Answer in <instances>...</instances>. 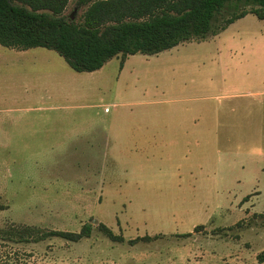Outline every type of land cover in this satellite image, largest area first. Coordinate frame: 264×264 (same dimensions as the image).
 Masks as SVG:
<instances>
[{
  "label": "rangeland",
  "instance_id": "obj_1",
  "mask_svg": "<svg viewBox=\"0 0 264 264\" xmlns=\"http://www.w3.org/2000/svg\"><path fill=\"white\" fill-rule=\"evenodd\" d=\"M27 52L0 58V228L92 230L22 264H264V21L91 73Z\"/></svg>",
  "mask_w": 264,
  "mask_h": 264
},
{
  "label": "trees",
  "instance_id": "obj_2",
  "mask_svg": "<svg viewBox=\"0 0 264 264\" xmlns=\"http://www.w3.org/2000/svg\"><path fill=\"white\" fill-rule=\"evenodd\" d=\"M70 1L0 0V46L52 50L74 72L91 73L117 56L122 68L130 55H156L182 43L205 41L247 15L264 21V0H76L85 8L78 22L63 14ZM98 229L123 242L105 225ZM91 230L89 223L78 233L8 223L0 228V247L5 248L1 264H22L31 257L18 247L51 238L75 243L89 238ZM150 240L144 236L133 243ZM258 260L264 261V251Z\"/></svg>",
  "mask_w": 264,
  "mask_h": 264
},
{
  "label": "crops",
  "instance_id": "obj_3",
  "mask_svg": "<svg viewBox=\"0 0 264 264\" xmlns=\"http://www.w3.org/2000/svg\"><path fill=\"white\" fill-rule=\"evenodd\" d=\"M1 47V46H0ZM3 49H6V48H4L3 47ZM36 49V48H35ZM43 49V48H42ZM31 50V49H30ZM10 51H18V50H13V49H8V52H3V50H0V58H4V57H9V56H11V55H14V54H12V53H17L16 55L18 56H24V55H26L28 52L27 51H29V50H26V51H19V52H10ZM50 51H52V50H50ZM56 53V52H55ZM62 58V57H61Z\"/></svg>",
  "mask_w": 264,
  "mask_h": 264
}]
</instances>
